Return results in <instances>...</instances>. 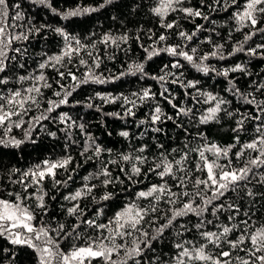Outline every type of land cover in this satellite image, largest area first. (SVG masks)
<instances>
[{
  "label": "trees",
  "instance_id": "obj_1",
  "mask_svg": "<svg viewBox=\"0 0 264 264\" xmlns=\"http://www.w3.org/2000/svg\"><path fill=\"white\" fill-rule=\"evenodd\" d=\"M248 1L0 0V264H264Z\"/></svg>",
  "mask_w": 264,
  "mask_h": 264
},
{
  "label": "rangeland",
  "instance_id": "obj_2",
  "mask_svg": "<svg viewBox=\"0 0 264 264\" xmlns=\"http://www.w3.org/2000/svg\"><path fill=\"white\" fill-rule=\"evenodd\" d=\"M178 0H161V4L159 9L162 11L167 12ZM261 0H250L247 2L245 9H243L240 13H238V16L241 19H249L251 22H254L253 19V9L254 6L260 2ZM214 114L213 110H209L206 114L203 115V120H208L212 117ZM2 215L4 218L8 219L9 221L13 222L16 225H25L27 226V217L26 215H20L18 214L13 208L9 206H3ZM135 217L134 214L131 213L130 209H127L123 214L121 215V220H133ZM90 252L87 249H79L77 251V255L84 256L89 254Z\"/></svg>",
  "mask_w": 264,
  "mask_h": 264
}]
</instances>
